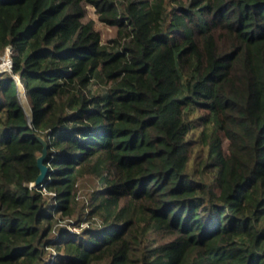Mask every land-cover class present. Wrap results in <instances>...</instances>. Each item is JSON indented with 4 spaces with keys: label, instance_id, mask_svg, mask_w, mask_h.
Masks as SVG:
<instances>
[{
    "label": "trees",
    "instance_id": "trees-1",
    "mask_svg": "<svg viewBox=\"0 0 264 264\" xmlns=\"http://www.w3.org/2000/svg\"><path fill=\"white\" fill-rule=\"evenodd\" d=\"M8 45L0 264H264V0H0Z\"/></svg>",
    "mask_w": 264,
    "mask_h": 264
},
{
    "label": "rangeland",
    "instance_id": "rangeland-1",
    "mask_svg": "<svg viewBox=\"0 0 264 264\" xmlns=\"http://www.w3.org/2000/svg\"><path fill=\"white\" fill-rule=\"evenodd\" d=\"M86 17L94 19V25L95 27L101 32V36L103 39H107L108 37L112 36L113 34V28L98 21L96 18V14L94 12V9L92 6L87 5L86 6ZM3 54V53H2ZM1 54V55H2ZM0 55V56H1ZM100 89V87H99ZM22 99H24V95L22 94ZM24 101H26L24 99ZM82 188L78 189V196H77V203L73 206L75 216H77L79 219L80 224L74 225V223L71 220H74L75 216H72L70 218L65 217L59 220V222L56 223V225H63L66 228H68L72 232H79L81 228H83L85 225H87L89 220H84L87 216V212L89 210V201L86 200L88 198L89 192L88 190H91L94 186V181L91 178V176L86 175L79 183ZM79 185V186H80ZM83 200V201H82ZM94 218V217H93ZM97 220V219H95ZM50 255L47 253L45 255V260L49 259Z\"/></svg>",
    "mask_w": 264,
    "mask_h": 264
},
{
    "label": "built area",
    "instance_id": "built-area-1",
    "mask_svg": "<svg viewBox=\"0 0 264 264\" xmlns=\"http://www.w3.org/2000/svg\"><path fill=\"white\" fill-rule=\"evenodd\" d=\"M11 52H12L11 47L9 45L6 46L3 54L0 56V72H5V71L10 72L11 71V65H12ZM23 92L24 91L21 90V93H23ZM29 186L34 187L36 189H39L43 194L49 195L50 198L54 199L55 192L54 191H48L45 188V186L42 184V182L36 186L33 185V182H30ZM55 253H56L55 250H52L51 254L49 253L50 258L44 260V262L42 264H51V261L53 260V256L55 255Z\"/></svg>",
    "mask_w": 264,
    "mask_h": 264
},
{
    "label": "water",
    "instance_id": "water-1",
    "mask_svg": "<svg viewBox=\"0 0 264 264\" xmlns=\"http://www.w3.org/2000/svg\"><path fill=\"white\" fill-rule=\"evenodd\" d=\"M40 140L43 142L44 148H43V153L37 158V164L39 166L40 171L37 177L35 178V180L33 181L34 186L38 185L44 180L48 170L47 164L44 163V159L46 155V142L42 137H40Z\"/></svg>",
    "mask_w": 264,
    "mask_h": 264
}]
</instances>
